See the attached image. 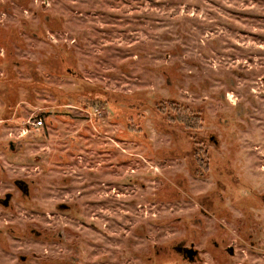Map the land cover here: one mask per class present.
Masks as SVG:
<instances>
[{
  "label": "rangeland",
  "instance_id": "obj_1",
  "mask_svg": "<svg viewBox=\"0 0 264 264\" xmlns=\"http://www.w3.org/2000/svg\"><path fill=\"white\" fill-rule=\"evenodd\" d=\"M22 176L0 264H264V0H0Z\"/></svg>",
  "mask_w": 264,
  "mask_h": 264
},
{
  "label": "flooded vegetation",
  "instance_id": "obj_2",
  "mask_svg": "<svg viewBox=\"0 0 264 264\" xmlns=\"http://www.w3.org/2000/svg\"><path fill=\"white\" fill-rule=\"evenodd\" d=\"M12 80L14 82H10V85L15 84V82H16V80L14 78ZM7 82H8V80H7ZM4 103H5V106L6 107L7 106L10 107V109L13 107L12 104L9 103V102L7 104L5 100H4ZM34 122H35V120L32 122V126L31 127L36 129L37 131L40 128H42L43 125H44L43 119H42V124L41 125H35ZM27 132H29L28 126H26V130L23 131V134H26ZM211 139L215 140L214 137H211ZM215 142H216V140H215ZM7 145H8L7 147H8L9 150L15 149V147H16L15 143H13V140H10L7 143ZM36 182H37L36 179L28 177V176L12 178L10 180V185H9L10 188H8L5 191H3V193H0V208L1 209H12L13 208V204L15 203L17 198H20L22 200L31 199L32 191H33V189H34V187L36 185ZM55 206H56L57 209H70L72 207L71 204H68L66 202H61V201L56 203ZM191 245H190V247H191ZM185 248H189V247L186 246V245H180L179 252L182 253V255L188 259V251ZM23 259L25 260L26 257L23 256L22 260Z\"/></svg>",
  "mask_w": 264,
  "mask_h": 264
},
{
  "label": "water",
  "instance_id": "obj_3",
  "mask_svg": "<svg viewBox=\"0 0 264 264\" xmlns=\"http://www.w3.org/2000/svg\"><path fill=\"white\" fill-rule=\"evenodd\" d=\"M187 251H188V259L190 261H194L196 259V256L198 255V250L194 248V244L191 245V247L189 248H185ZM177 250L179 251L180 250V245L177 246ZM227 251L230 253V254H234V247L233 246H229L227 248Z\"/></svg>",
  "mask_w": 264,
  "mask_h": 264
},
{
  "label": "trees",
  "instance_id": "obj_4",
  "mask_svg": "<svg viewBox=\"0 0 264 264\" xmlns=\"http://www.w3.org/2000/svg\"><path fill=\"white\" fill-rule=\"evenodd\" d=\"M193 115H190V114H187V113H184L183 115H181V117H182V119L183 120H181L183 123H185L186 121L187 122H190V120H193V119H195V120H199L200 119V116L199 115H197V116H195L194 118L192 117ZM181 119V118H180ZM201 120V119H200Z\"/></svg>",
  "mask_w": 264,
  "mask_h": 264
},
{
  "label": "built area",
  "instance_id": "obj_5",
  "mask_svg": "<svg viewBox=\"0 0 264 264\" xmlns=\"http://www.w3.org/2000/svg\"><path fill=\"white\" fill-rule=\"evenodd\" d=\"M35 125H41L42 124V119H38L37 121L34 122Z\"/></svg>",
  "mask_w": 264,
  "mask_h": 264
}]
</instances>
